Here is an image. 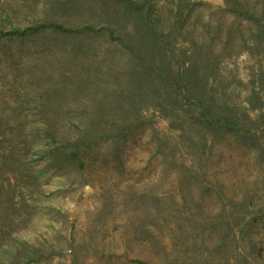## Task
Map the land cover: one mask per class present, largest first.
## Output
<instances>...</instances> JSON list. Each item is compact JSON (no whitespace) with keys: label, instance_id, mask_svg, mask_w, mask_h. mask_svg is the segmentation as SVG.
Here are the masks:
<instances>
[{"label":"trees","instance_id":"1","mask_svg":"<svg viewBox=\"0 0 264 264\" xmlns=\"http://www.w3.org/2000/svg\"><path fill=\"white\" fill-rule=\"evenodd\" d=\"M172 2L174 20L167 25L154 0H46L39 8L32 4L35 12L21 23H15L11 12L3 10L0 39L30 44L35 34L49 31L69 42L64 54L71 59H62L54 66L57 83H64L70 76L79 79L73 83L71 96L68 91L62 94L63 99L61 94L58 97L49 93L51 86H44L31 99L39 105L21 118L19 99L14 109H5L0 99V264H27L47 259L56 251L53 243H37L21 231L30 219L34 201L29 196L32 191H28L34 162H40L35 169L38 171L82 172L87 168V153L125 138L141 123L145 107L170 119L171 126L195 130L199 137L190 140L199 156L206 152L208 138L213 143L225 131L264 160V142L257 130L260 126L264 132V0H224V5L211 11L206 21L199 12V23H191L190 15L202 1ZM213 15L221 18L214 20ZM94 33H102L116 49L123 50L127 63L122 83L104 82L105 72L93 57L97 52L93 43L87 42ZM203 34H211L210 39H202ZM179 36L182 44H178ZM240 54L256 58L258 65L249 81L247 107L235 101L229 90L233 79L223 68V63ZM66 61L74 65L69 76ZM100 72L104 87L101 84L99 90L83 94L76 107L63 110L62 103L76 101L84 89L81 75ZM236 83L243 81L237 79ZM252 111L258 112L256 117L251 116ZM156 143V151L168 159L173 149L159 135ZM218 184L212 189L213 195L225 211L224 189ZM250 191L247 188L239 196L231 189L228 200L236 201L235 207L242 209L233 207L230 211L234 221L226 222L219 242H224L225 232L248 221L247 215L252 212L264 218V195L258 203ZM220 228L224 230L222 225ZM135 262L151 264L142 259Z\"/></svg>","mask_w":264,"mask_h":264},{"label":"rangeland","instance_id":"2","mask_svg":"<svg viewBox=\"0 0 264 264\" xmlns=\"http://www.w3.org/2000/svg\"><path fill=\"white\" fill-rule=\"evenodd\" d=\"M45 1L0 0V15L3 10L10 11L15 23L26 22ZM154 1L161 8L164 24L173 23L172 0ZM193 1L203 3L195 6L191 23L197 21L199 12L206 21L211 11L224 5V0ZM213 16L214 20L221 18ZM3 23L0 19V25ZM94 34L87 42L93 43L97 52L93 57L105 72L104 82L122 83L127 63L123 50L116 49L102 33ZM209 36L200 37L208 41ZM34 37L30 44L0 39V99L5 109L17 107L19 99L23 112L20 118L39 105L31 99L44 86H51L49 93L58 97L61 94L63 99L68 91L71 96L73 83L79 79L70 76L64 83L56 81L55 63L71 59L64 54L68 41L49 31ZM182 41L179 36L178 44ZM68 61L65 68L69 76L74 65ZM256 61L240 54L223 63L227 77L233 79L229 90L241 107H247L245 99L258 67ZM101 74L81 75L84 89L76 101L62 103L63 110L76 107L83 94L99 90L101 84L104 87ZM237 79L243 83L237 84ZM141 113V123L125 138L89 151L87 168L82 172L38 171L35 169L40 162H34L28 190L34 201L30 219L23 223L21 231L37 243H53L56 251L47 259L27 264H139L135 259L151 264H264V218L260 214L247 215L248 221L225 232L224 242H219L226 222L234 221L230 211L237 202L228 200L231 189L240 196L249 188L257 202L263 199L264 160L225 131L213 143L208 138L206 152L199 156L190 140L199 137L195 130L171 126L170 119L152 107L143 108ZM257 113L252 111L251 116ZM257 130L264 142L262 127ZM158 135L173 149L168 159L156 151ZM215 183L224 189L225 211L220 199L214 198Z\"/></svg>","mask_w":264,"mask_h":264}]
</instances>
